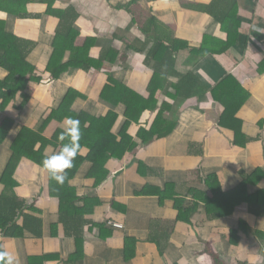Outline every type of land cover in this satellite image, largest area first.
Listing matches in <instances>:
<instances>
[{
  "label": "crops",
  "instance_id": "0c3cea01",
  "mask_svg": "<svg viewBox=\"0 0 264 264\" xmlns=\"http://www.w3.org/2000/svg\"><path fill=\"white\" fill-rule=\"evenodd\" d=\"M26 1L0 0V21L8 34L37 44L29 54L28 62L37 68L43 82L31 84L35 93L23 110L15 108L22 104L21 97H17L5 111L0 110V122L6 119L15 122L7 142L0 145V162H3L0 181L13 156L12 147L17 131L20 132L19 126L27 124L33 132L43 131L42 138L57 146L67 142L59 140L64 123L55 120L46 128H43V123L53 109L61 106L70 90L85 96L76 100L73 107L76 114L87 112L98 119L107 118L111 109L101 98L110 73L147 102L157 96L154 102L158 109L155 113L147 111L133 125L129 135L139 148L124 162L109 163L106 169L110 176L103 184L89 178L94 168L88 161L89 149L84 148L80 152L84 163L68 184L69 189L78 197L98 200L99 204L94 210L91 208L90 215L85 218L88 220L84 230L85 254L79 264H204L202 255L207 249L215 252L224 263L264 264V239L260 241L254 237L255 233H264V218L253 216L247 204L238 206L229 216L217 221H208L205 206L198 205L191 225L179 223L175 226L170 247L162 258L158 246L151 241L155 221H165L171 226L178 220L179 212L172 201L162 204L159 198L137 196L147 186L164 192L169 185H185L189 175L198 170L204 178H217L220 190L228 194L242 184V176H252L264 168V70L259 71L264 61V7L254 6L252 0H234L236 5H232L233 8L238 7L234 14L237 25L233 26L235 31L231 40L234 39L236 44L229 48L222 46L224 51L221 54H211L192 63L189 61L191 50L181 52L176 75L170 77L171 83L177 84L185 75L193 73L204 84L214 88L224 77L233 76L239 91L245 94L240 100L242 108L235 117L242 123V137L237 140L232 131L215 123L214 120L224 113V108L210 93L202 99L184 102L174 100L177 90L171 84L170 88H161L157 93L150 92L157 63L149 62L148 57L154 44L134 23L130 0H56L54 9L75 8L79 11L81 18L75 29L80 34V43L85 45L87 39L95 40L89 53L92 59H100L108 50L118 53L116 63L107 61L109 69L95 82L93 73L81 68H72L60 80L51 79L46 68L54 53L59 22L48 18L47 7L40 3L41 0H30L27 4ZM213 1L137 0V3L142 10L169 26L175 39L187 42L192 49H200L207 37L215 39L211 43L213 46L217 42L219 45L220 42L228 43V34L210 14L190 9L183 3L209 5ZM25 13L28 18L21 17ZM73 55L72 51L66 52L64 63L70 62ZM7 76L8 72L0 67V80ZM162 110H165L164 120L157 122ZM117 113L120 122L114 130L115 135L119 134L126 121L124 104L119 105ZM156 122L162 128H155L152 132ZM144 129L150 131L149 140L151 137L155 139L148 146L139 139ZM39 149L37 146L36 150ZM52 154H55L54 147L44 152L45 156ZM18 165L8 181L9 190L14 188L11 193L29 203L35 202L44 211L45 236L43 239L27 236L19 241L0 237V245L15 255L19 264H29L33 258H48L46 264H67L77 253V243L66 235L61 224L59 199H48L51 178L42 168L26 160ZM178 191L184 196L187 189ZM261 192H264V181L248 187L250 196ZM2 194H5V188L0 183V196ZM83 205L86 204L81 203L78 207ZM186 207L192 208V200ZM240 222L247 225L250 237L244 236ZM110 224L121 225L123 229L114 231ZM232 231L239 233L240 240L235 239L238 242L236 246L229 242ZM109 233L113 236L109 237ZM127 239L138 242L136 258L129 263L126 259Z\"/></svg>",
  "mask_w": 264,
  "mask_h": 264
},
{
  "label": "trees",
  "instance_id": "16d2710c",
  "mask_svg": "<svg viewBox=\"0 0 264 264\" xmlns=\"http://www.w3.org/2000/svg\"><path fill=\"white\" fill-rule=\"evenodd\" d=\"M29 1L27 0L26 4L30 3ZM40 3L47 7L46 14L48 18L59 22L53 44L54 53L46 68V72L50 74L52 80H60L72 68H81L86 72H92L95 82L98 76L109 69L106 67L107 61L116 63L118 53L113 50L104 51L100 59H92L89 56L95 40L87 39L85 45L83 42L80 43V34L75 29L77 21L81 18L77 9H54L56 0H41ZM183 4L190 9L210 14L221 24L225 33L228 34V43L224 44L220 42L219 45V42H217L216 45L219 46H213L211 43L215 39L207 37V39L205 38L203 47L192 49L187 42L175 39L169 26L162 24L158 18L142 10L137 0L132 1L130 12L134 16V23L142 29L148 36V39L153 41L154 44L148 57L149 62L157 63L150 92L152 94L157 93L159 89L169 87V84H171L177 90L174 100L184 102L202 99V97L210 93L213 99L224 108V113L219 119L214 120L215 123L221 128L232 131L235 138L240 140V137H242V123L236 120L235 117L242 108L240 100L245 94L239 91L240 87L233 76L224 77L214 88L204 84L193 73L185 75L177 84H173L170 81V77L176 75L179 53L191 50L189 61L192 63L193 60L196 62L198 59L205 58L211 54H221L224 51L222 46H228L229 48L236 44V41L231 39L232 33L235 31L233 30V26L237 25L236 20H234V14L238 7L235 6V9L233 8L234 6L232 5H236L234 0H214L209 5L187 4L185 2ZM22 7L25 12V5L23 4ZM28 16L26 13L21 15L22 18H28ZM239 25L241 24L239 23ZM36 45V43H31L8 34L5 31L4 23L0 21V67L8 72V76L4 80H0V110L5 111L17 97H21L23 102L18 108H15L23 110L35 93L31 84L40 85L43 82V77L41 74H38L37 68L28 62L29 54L35 49ZM68 51H72L74 55L70 62L64 63V57ZM263 70L264 61L260 64L259 68L260 72H263ZM80 97L85 98L78 91L74 89L70 90L61 106L58 109H53L52 113L44 121L43 128L50 126L55 120L59 121V123H64L65 117L78 119L80 121L81 138L79 144L81 148L73 162L74 166L67 171L68 178L72 181L78 174L84 163L80 152L84 148H88L90 151L88 161L94 166L92 172L89 174V178L97 180L99 184H103L110 176V173L106 169L108 164L111 162H124L128 155H133L139 148L134 138L129 135L130 130L133 125L139 122L144 113L147 111L155 113L157 111V104L154 102L157 96L153 98V101L147 102L137 92L123 85V83L109 73V83L104 89L101 98L102 102L111 109L107 118L98 119L90 116L87 112L76 114L73 111V107L76 100ZM120 104H124L127 108L126 121L119 134L115 135L114 130L120 122V116L117 113ZM164 112L165 110L160 112L157 122L164 120ZM157 122L151 130L152 132L155 128L156 130L162 128ZM12 124L13 121L9 119L0 122V145L7 139ZM149 132L144 129L139 135V139L147 146L155 141L154 137H151L149 140ZM237 140H235V144ZM37 146H40L38 151L36 150ZM49 147H54L55 153H58L62 148V146H57L54 143L46 141L42 138L41 133H35L28 129L23 130L13 145V156L8 168L2 173L0 181L1 185L5 188V194L0 196V237L2 239L19 241L24 240L27 236L35 239L44 238L46 229L44 211L40 210L35 202L29 203L25 199L18 198L11 193L10 190L14 188H10L9 190L8 181L16 171L17 165L23 160L33 163L44 170L42 161L45 158L44 152ZM242 177V184L234 192L228 194H223V191L220 190L217 178L210 176L204 178L201 170L192 172L189 175L187 184L180 187L169 185L166 191L163 192L147 186L143 193L137 194L138 197L159 198L162 204L172 201L179 212L178 220L171 226L165 221H155L156 226L152 230L151 241L158 246L161 257H165L170 247L175 226L179 223L191 225V218L198 205L205 206L208 221L223 219L233 213L235 208L243 204L249 206V211L253 216L264 218V192L252 196L248 194L249 186L264 181V168L258 169L252 176ZM68 184L66 181L61 186L51 179V192H49L48 199H59L61 224L66 230V235L71 239H75L77 243V253L69 259L67 264H79L85 254L84 230L86 225H88V220H85V218L90 215L91 208L94 210L97 207L99 201H90L87 198L82 199L78 197L76 192L70 190L71 188ZM180 189H187L184 196L179 193L178 190ZM190 200H192V208L188 209L186 206ZM81 203L86 205L80 208L78 205ZM229 208H232V210L229 211ZM93 227L95 228V225ZM169 227L170 230H168ZM240 227L244 236L250 237L248 227L244 222H240ZM99 228L105 229L104 226H99ZM111 228L114 231L119 230L115 227ZM238 235V232H231L229 242L232 246L238 244L235 241V239L240 240ZM108 236L111 237L113 234L109 233ZM254 237L263 241L264 233H255ZM104 239L107 238L104 236ZM137 244L138 242L132 239H127L126 241V259L128 263L134 261L136 258ZM0 250H3L1 245ZM202 256L205 258L204 264H225L215 252L209 249L205 250ZM47 262H49L48 258H33L29 260V264H46ZM235 264L240 263L236 262Z\"/></svg>",
  "mask_w": 264,
  "mask_h": 264
},
{
  "label": "clouds",
  "instance_id": "9594fccd",
  "mask_svg": "<svg viewBox=\"0 0 264 264\" xmlns=\"http://www.w3.org/2000/svg\"><path fill=\"white\" fill-rule=\"evenodd\" d=\"M64 129L59 140L67 141L58 153L46 155L42 167L49 177L57 184L63 186L65 182L71 183L67 171L74 165L73 162L80 151L81 138L80 121L73 117H65ZM0 264H19L18 258L9 251L0 250Z\"/></svg>",
  "mask_w": 264,
  "mask_h": 264
},
{
  "label": "rangeland",
  "instance_id": "374dc122",
  "mask_svg": "<svg viewBox=\"0 0 264 264\" xmlns=\"http://www.w3.org/2000/svg\"><path fill=\"white\" fill-rule=\"evenodd\" d=\"M133 0H130V3L132 2ZM139 1V0H138ZM252 3H254V6L258 5L259 7H264V0H252ZM45 121V120H44ZM15 122H13L12 124V127L14 126ZM12 127L10 128V132H11V129ZM21 127L19 130L20 132L18 133L17 131V137L15 138V140L18 139V137L21 135V133L23 132L24 129H28L29 131L33 130L31 126H27V124H24L22 126H19ZM33 132V131H32ZM35 132V131H34ZM35 133H41L43 135V131H38V132H35ZM7 142V139L4 141V143L2 145H4L5 143ZM10 163V162H9ZM3 164V162H0V166ZM19 166V165H18ZM236 263V261H235ZM225 264H234L233 262L232 263H225Z\"/></svg>",
  "mask_w": 264,
  "mask_h": 264
},
{
  "label": "built area",
  "instance_id": "2783aa9c",
  "mask_svg": "<svg viewBox=\"0 0 264 264\" xmlns=\"http://www.w3.org/2000/svg\"><path fill=\"white\" fill-rule=\"evenodd\" d=\"M111 227H115L116 229L122 230L123 226L118 225V224H110Z\"/></svg>",
  "mask_w": 264,
  "mask_h": 264
}]
</instances>
